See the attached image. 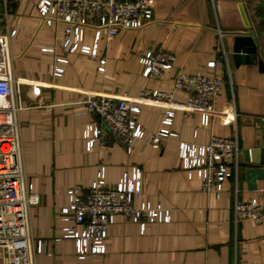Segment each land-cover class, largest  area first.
Returning <instances> with one entry per match:
<instances>
[{"label":"crops","instance_id":"crops-1","mask_svg":"<svg viewBox=\"0 0 264 264\" xmlns=\"http://www.w3.org/2000/svg\"><path fill=\"white\" fill-rule=\"evenodd\" d=\"M39 0H0V32L15 28L11 40L12 71L20 80L19 139L27 188L39 202L29 210L30 230L41 241L35 264H264V219L236 221L235 199L245 201L264 188V178L247 175L264 166L248 162L264 127V20L256 9L260 0H153V19L137 30L120 29L102 38L99 57L103 71L87 55L68 56L64 73L51 77L53 62L40 52L54 48L62 56V25L36 21ZM85 43L92 42L88 30ZM256 53L251 52V46ZM159 49L174 55L162 74L145 78L139 58ZM246 50V51H245ZM213 61L215 67H209ZM220 77L222 88L215 101L218 116L209 128L200 127L198 115L176 111L169 137L154 148L134 140L130 150L120 142L89 149L82 138L88 123L99 124L84 105L87 94L125 93L136 96L142 89L172 88L177 73ZM184 100V93H176ZM164 107L141 106L136 121L147 135L161 127ZM193 129L198 130L192 138ZM211 134L237 142L236 176H231L219 198L187 179L177 157L178 143H204ZM100 165L105 179L114 184L136 168L142 181L139 201L168 209L166 223H131L114 217L102 254L76 257L72 239L63 238V222L57 211L72 199L71 188L84 193ZM256 187V188H254Z\"/></svg>","mask_w":264,"mask_h":264},{"label":"built area","instance_id":"built-area-1","mask_svg":"<svg viewBox=\"0 0 264 264\" xmlns=\"http://www.w3.org/2000/svg\"><path fill=\"white\" fill-rule=\"evenodd\" d=\"M36 9L38 24L62 25L58 33L62 56L57 55L54 48L40 50L53 62L52 79L63 75L62 64H68V56L75 54L87 55L97 62V70L103 71L105 60L98 53L102 38H112L120 29H142L153 19V0H39ZM88 30L92 32L90 44L84 41ZM16 33L15 28L0 32V264H35V256L41 252V241H35L31 235L29 210L39 199L27 188L22 163L18 120L23 108L19 95L21 81L13 75L10 52V43ZM173 61L171 52L159 49L153 56L139 58L140 74L156 78ZM208 66L216 65L211 61ZM221 88L220 77L180 72L169 90L145 88L136 96L89 93L83 105L99 124L85 125L82 138L89 149L120 142L129 151L134 140L158 148L162 140L178 136L169 129L176 111L198 115L200 127L209 128L218 116L215 101ZM176 93H184L186 98L178 100ZM143 105L165 109L162 127L156 133L147 135L136 121ZM197 135L198 130L193 129L192 138ZM238 154L235 140L215 134L204 143L180 141L177 150L187 179H197L201 191L216 199L229 178L236 176ZM141 190L142 181L136 168L109 184L103 165L99 166L86 193L80 187L71 188L70 203L59 208L57 214L64 224L63 238L74 241L78 259L104 253V241L116 215L139 224L141 233L147 223L170 220L168 209L139 201ZM233 212L236 221L250 220L260 224L264 219V188L248 200L235 199Z\"/></svg>","mask_w":264,"mask_h":264},{"label":"water","instance_id":"water-1","mask_svg":"<svg viewBox=\"0 0 264 264\" xmlns=\"http://www.w3.org/2000/svg\"><path fill=\"white\" fill-rule=\"evenodd\" d=\"M260 7L264 16V0H260ZM246 51V50H245ZM251 52L256 53V47L254 45L251 46ZM260 68H263L262 60L259 62ZM246 160L251 162L254 165L264 166V127L261 128V138L259 140L258 145L255 147L254 151L248 150L246 152ZM253 168L248 169L247 175L253 176L255 175L258 179L264 178V170L259 173H255ZM256 188V187H254Z\"/></svg>","mask_w":264,"mask_h":264},{"label":"trees","instance_id":"trees-1","mask_svg":"<svg viewBox=\"0 0 264 264\" xmlns=\"http://www.w3.org/2000/svg\"><path fill=\"white\" fill-rule=\"evenodd\" d=\"M256 14L259 16L262 17V19L264 20V16H263V13H262V10H261V7L260 5L258 6V8L256 9Z\"/></svg>","mask_w":264,"mask_h":264}]
</instances>
